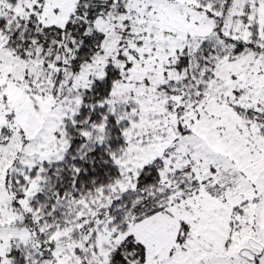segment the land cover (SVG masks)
Wrapping results in <instances>:
<instances>
[{"label": "snow or ice", "instance_id": "1", "mask_svg": "<svg viewBox=\"0 0 264 264\" xmlns=\"http://www.w3.org/2000/svg\"><path fill=\"white\" fill-rule=\"evenodd\" d=\"M0 264H264V0H0Z\"/></svg>", "mask_w": 264, "mask_h": 264}]
</instances>
